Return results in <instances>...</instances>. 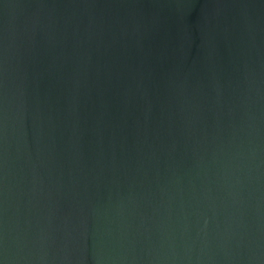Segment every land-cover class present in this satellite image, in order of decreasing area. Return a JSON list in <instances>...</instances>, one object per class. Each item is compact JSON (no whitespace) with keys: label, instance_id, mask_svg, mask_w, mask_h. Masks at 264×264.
Returning <instances> with one entry per match:
<instances>
[{"label":"clouds","instance_id":"1","mask_svg":"<svg viewBox=\"0 0 264 264\" xmlns=\"http://www.w3.org/2000/svg\"><path fill=\"white\" fill-rule=\"evenodd\" d=\"M195 7L0 0V264H264V0Z\"/></svg>","mask_w":264,"mask_h":264},{"label":"water","instance_id":"2","mask_svg":"<svg viewBox=\"0 0 264 264\" xmlns=\"http://www.w3.org/2000/svg\"><path fill=\"white\" fill-rule=\"evenodd\" d=\"M143 3H151L152 0H142ZM205 3V0H196V7L194 9L189 10L190 16L188 17V23L189 25L192 26V33H193V38H194V44L190 50V56L193 58L196 56L199 45H200V35L199 31L196 29V24L199 21L200 18V10L202 4ZM18 12L21 10H17ZM150 9H145V12H150ZM23 19V17H21ZM152 46L156 50H163L165 47H167L169 50H171L172 47L175 46L177 43V38H176V30H175V25L171 17L166 18L164 25L161 29V31L157 34H155L151 40ZM220 56H224V49L223 45L220 47ZM201 75L207 76L208 72H206L203 68L201 70ZM47 88V82H42L40 89H41V99H43V93L46 91ZM36 103L35 97L30 98V110H29V115L27 119V132H28V138L30 143H33V148H35L34 144V139L36 136V129L33 128V114L35 111L34 105ZM47 125L44 127V133L45 137H47ZM66 214L65 212L59 213L58 216L54 219L53 224L57 229H60L56 232V243L57 245H61L64 240V232H63V216ZM77 223V218L74 216L72 220V224L75 225ZM96 221L92 220L90 221V225L94 228ZM104 221H101V224H103ZM70 248H71V254L73 257V264H79V260L81 256H84L83 264H94L93 261V241L90 238L88 242V251L86 254H82L80 250V243H79V236L78 233L73 232V239L71 240L70 243Z\"/></svg>","mask_w":264,"mask_h":264}]
</instances>
